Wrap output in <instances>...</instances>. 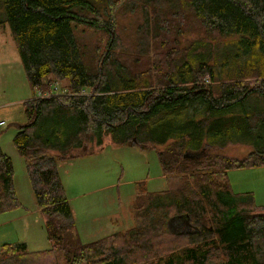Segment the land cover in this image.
<instances>
[{
	"label": "trees",
	"instance_id": "obj_1",
	"mask_svg": "<svg viewBox=\"0 0 264 264\" xmlns=\"http://www.w3.org/2000/svg\"><path fill=\"white\" fill-rule=\"evenodd\" d=\"M5 24L33 94L12 143L50 247L4 244L0 264H264V207L227 174L264 166V0H0ZM80 28L107 40L86 51ZM103 135L156 148L166 189L137 183L133 226L82 244L57 166ZM13 182L0 149V214L21 207Z\"/></svg>",
	"mask_w": 264,
	"mask_h": 264
},
{
	"label": "rangeland",
	"instance_id": "obj_2",
	"mask_svg": "<svg viewBox=\"0 0 264 264\" xmlns=\"http://www.w3.org/2000/svg\"><path fill=\"white\" fill-rule=\"evenodd\" d=\"M75 35L86 51L96 45L102 47L107 40L101 31L86 28L78 29ZM211 47L213 53L218 52L223 43L215 42ZM203 49L209 50V45ZM215 75L218 76L214 73V78ZM32 95L9 27L0 25V149L12 161L14 191L21 204L18 209L0 214V249L4 244H25L31 252L50 247L45 218L35 206L24 159L12 143L17 126L26 122L23 103ZM124 137L117 135L119 140ZM136 140L132 137L128 143L121 144L111 135H103L101 145L86 144L78 151L80 156L58 163L59 177L71 209L73 236L82 244L122 233L133 226L137 183L144 182L146 190L152 193L166 189L156 148L141 149ZM202 150L201 155L235 160L253 152L252 147L240 143L224 147L204 143ZM227 174L234 194H250L256 206L264 207V166L233 169ZM187 226L181 218L170 224L173 231L187 230Z\"/></svg>",
	"mask_w": 264,
	"mask_h": 264
},
{
	"label": "water",
	"instance_id": "obj_3",
	"mask_svg": "<svg viewBox=\"0 0 264 264\" xmlns=\"http://www.w3.org/2000/svg\"><path fill=\"white\" fill-rule=\"evenodd\" d=\"M133 141H135V139H133ZM184 157L186 158V157H194V155H191V154H189V153H185V155H184Z\"/></svg>",
	"mask_w": 264,
	"mask_h": 264
},
{
	"label": "built area",
	"instance_id": "obj_4",
	"mask_svg": "<svg viewBox=\"0 0 264 264\" xmlns=\"http://www.w3.org/2000/svg\"><path fill=\"white\" fill-rule=\"evenodd\" d=\"M56 89H57V88H56ZM56 89H55V90H56ZM46 94H47V93H46ZM39 95H40V94H39ZM1 124H2V123H1Z\"/></svg>",
	"mask_w": 264,
	"mask_h": 264
}]
</instances>
